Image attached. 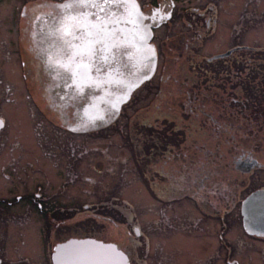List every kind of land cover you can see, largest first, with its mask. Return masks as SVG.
I'll list each match as a JSON object with an SVG mask.
<instances>
[{"label":"flooded vegetation","instance_id":"af4514ba","mask_svg":"<svg viewBox=\"0 0 264 264\" xmlns=\"http://www.w3.org/2000/svg\"><path fill=\"white\" fill-rule=\"evenodd\" d=\"M181 2L185 3L180 5L183 7L182 11L178 6ZM197 2L0 0V228H3L2 237L11 238L8 244L0 239V264H8L5 257V261L2 259L3 255H19V260L26 263L28 259L23 255H43L44 261L41 264H69L66 263V255H53L56 245L69 239L91 238L113 243L129 255L123 248L124 242L118 243L111 237L112 231L109 227H120L121 231V228L124 225L127 227L130 222L127 210L124 209V205L128 206L127 200L122 196L123 193L130 194V191L127 187L122 189L123 184L116 187L119 178L122 183L126 180V177H123L132 172L129 167L130 158L106 155L102 150L101 153L105 156L92 155L85 161L72 152L80 149L81 145L59 136L66 127L70 130L92 132L99 125L108 127L119 118L124 120V108L143 99L134 95L137 88L143 85L141 84L134 88L119 111L112 106L126 89L124 84L116 85L120 84L115 79L116 75L120 80L132 81V77L136 78L142 74L141 67L145 64L144 48H135L131 44L138 40L136 36L140 26L147 27L149 43L156 53L154 74L148 80L156 78V72L159 79L164 80L154 82L151 88L157 85V90L153 94L157 99L168 97L170 93L172 95L174 88L164 93L159 85L160 81L161 84H176L179 80L174 75L175 71L163 75L168 76L165 79L161 76L167 65L165 62L161 63L158 33L162 29L161 25L165 24V27L170 24L178 10V14L185 12V23L195 33L199 31L198 35L217 34L220 5L223 2ZM85 12L90 16L89 20L82 15L87 16ZM254 13L256 14L255 11ZM233 26L235 28V23ZM96 31L103 32L104 37L94 36ZM239 47L238 43H234L229 48L231 53L227 57ZM169 49L181 51L178 55H173L174 60H167L169 65L176 61H188L189 65L200 69V75L207 72L203 68L206 66L204 60L225 61V58L209 59L225 50L202 60H195L193 54L198 52L190 49L187 44L183 49L181 45H171ZM11 50L15 51V58ZM72 50L82 51L76 56V60L82 61L84 58L91 68H96L91 75L106 83L99 82L94 85H105L107 90L104 87L81 90L84 84L91 83L81 81L76 72L66 68L64 59L70 57ZM184 50L188 51V54H185L187 59H181V56L184 57ZM110 67L113 69L108 72ZM222 70L223 68L219 71ZM104 77L110 79L102 80ZM13 78L20 81L12 82ZM237 79L233 78L232 82L239 83ZM201 86H204L203 82L201 85L195 82L188 84L179 91V103H166L164 107H158V111L167 114L163 117L159 114L154 123H141V140H136L131 147L138 152L132 159V165L135 167L131 166L143 178L145 196L151 194L154 199V224L158 233L156 237L164 236V245L170 249L166 253L161 251L163 246H160L159 240L156 239L157 251L152 254L205 255L201 264H264V235L245 228L241 207L247 195L264 189V176L259 177L255 185L246 184L251 175L264 172V160L258 158L251 149H237V154L224 157L222 147L225 145L222 143L225 140L219 139L231 127L224 124L222 110L225 98L215 94L208 99L206 96L209 94L202 90ZM72 95L82 97L75 99ZM94 96L105 98V101L99 99V103L105 104L103 115L91 110V106L86 108ZM236 100V97H233V100L228 99L226 104L230 105L231 101L236 104ZM33 104L50 123L49 127H44L36 120L35 123L32 122ZM67 110L68 112H65ZM216 115L219 118H215ZM178 119L189 126V123L194 122L203 132L202 139L190 142L189 135L193 130L180 125ZM208 127L218 132L211 136L210 141ZM45 128L46 131L43 130ZM120 129L123 132V125ZM139 129L137 127L136 131ZM237 131L233 127V132ZM34 133H40L39 139L34 138ZM227 134V147H239L240 135ZM213 140H218L215 150L210 149V142H216ZM217 149L220 150L217 160L221 159L218 167L226 168L225 171L211 169V164L217 163V156H213L217 154ZM64 152L68 154L66 159ZM91 157L98 160H91ZM227 165L231 168H227ZM34 173L43 175L49 187H45L40 181L31 182ZM103 173L108 176L106 184L109 186L107 190L110 195L107 197V193L104 194L100 206L114 212L119 205L122 210L120 216L125 221L121 225L113 224V214L96 215L93 211L95 209H92L93 203L75 198L81 191L98 196L95 190L99 189L97 186L102 181L95 175ZM76 180L89 188H84ZM114 180L117 185L113 187ZM91 186L96 187L94 191L90 189ZM115 190L119 193H114ZM141 196V200H144V195ZM75 201L77 203H74ZM164 202L167 204L163 205ZM172 203L183 204L185 210L179 212L181 205ZM167 205L170 206L168 209ZM83 211L88 212V218L93 216L91 219H95V216H98L110 222H107V227L111 235L108 234L106 240L94 236L95 223L88 225L93 229L92 233L85 230L88 233L75 236L68 231L67 224L75 222ZM254 216H257L256 212ZM253 224L264 225V220H256ZM129 228H133L137 238L142 234L137 222H132ZM176 246H184L185 252H177ZM149 254L151 253L144 252L142 258L137 255L135 264H150V260L145 256Z\"/></svg>","mask_w":264,"mask_h":264},{"label":"rangeland","instance_id":"374dc122","mask_svg":"<svg viewBox=\"0 0 264 264\" xmlns=\"http://www.w3.org/2000/svg\"><path fill=\"white\" fill-rule=\"evenodd\" d=\"M201 1V0H199ZM206 0H202V2H205ZM218 2H223L220 6V19L218 22V32L217 34L214 35V33H208L207 35H198L200 32L197 31L196 33L191 30L188 25L185 23L186 20L183 19V13L178 14V7L177 11L174 14L173 19L171 20L170 24L168 26L163 27L165 24L161 25V30L158 33L159 38H160V50H161V63H164L167 65L165 67L166 71H163V74L161 75H167L169 71H175L174 75L178 77V83L176 84H161V80L158 77V73L156 72L157 77L153 78L151 80L143 82V85L137 88L135 91L134 95L136 98L140 96L141 99L139 103H133L132 105H128L124 108V115L123 117L125 118L124 120H120L121 118L117 119L114 124L108 126V127H101L99 126L97 129H94L92 132H86V131H76L75 129L70 130L67 127L63 131L62 135L59 137L64 139V140H71L74 142V144H79L81 145L80 149H77L74 153L75 156H81L80 158H84L85 161L89 160V157L92 155L96 156H105L103 155L104 153L106 155H116V156H121V157H129L130 158V165L129 167L132 168V172H129L128 176H124L123 178L126 177V180H124L122 183L119 178V184L115 183L114 180V186L120 187L121 184H123L122 189L124 187H127L128 190L130 191V194L128 193H123V197L126 198V203L128 206L124 205V209L127 210L128 213V219L129 223L126 227V225L121 228L120 227H115L111 226L112 235L109 232V229L107 227V222L110 224L109 221H106L104 218L96 217L95 219L93 216L91 218L86 217L88 215V212H82V214H79L77 216V220L75 222H69L67 225L68 231L70 233H73L75 236L79 235H84L88 233L89 230L90 232L93 230L90 228L88 225L91 224V226L95 223V233L94 236L96 238H103L106 240V236L108 234L111 235V237L116 239V241L119 242H124V247L125 250L129 255H127L128 260L131 262V264H135L137 260V255H140L141 258L143 257L144 252H150L151 254L145 255L148 260H150V264H201L202 258L205 255H153L152 253H155L157 251L156 249V242L155 240H159L160 246L162 245L163 248L161 251L166 253L168 250L170 251L169 247L165 246V237H159L158 233L155 230V224H154V206L155 203L153 196L149 194L148 197L145 196L144 194V182L142 176H139L135 169L132 167L135 165H132V159L135 158V155L138 154V152H135V150H132L133 143L138 140H141L143 128L141 123H146L147 121L149 123H154L155 119L159 116V114H162L161 117L165 116L167 113H161L158 111V107H164L165 104L173 105L174 103L178 102L179 103V95L182 90L188 86V84H202L204 83V87L207 93L212 89L213 86L216 84L213 82L218 83V87H220V84L222 82L226 81H232V78H219L216 77V73H219V70H221L224 67H230L233 70L237 69V66L239 68L241 67H246V71L248 72L249 76L251 78L257 79H263L264 80V0H217ZM193 4H197V0H192ZM180 5H185V3H178V6ZM183 7H180V11H182ZM223 10V11H221ZM256 12V14L254 13ZM263 11V13H261ZM86 13V12H85ZM87 14V13H86ZM182 14V15H181ZM84 18H87L86 20L90 19V16L85 14ZM234 23H235V28H234ZM167 24V23H166ZM157 35V37H158ZM214 35V36H213ZM170 41V42H169ZM234 43H238L240 45L239 49L236 48V51L230 55L229 57L225 56L224 62H221V60H213L211 62L205 61L204 60V65H206L204 68L207 73H209V78L202 77L200 73V69L196 67H192L189 65L188 61L184 62H175L171 63V65L168 64L167 60L173 59V55H178L179 50H171L169 49V46L174 45L175 47L178 45H181L182 49L185 46V44L189 45L190 49H193L195 52H198L196 54H193V58L195 60H202L204 57L210 56L213 53L217 52H222L226 50H231ZM170 44V45H169ZM243 46L246 47H252L250 49L244 48ZM259 48V49H258ZM175 49V48H174ZM254 52H256V55H254ZM12 56L15 55V51L11 50ZM184 57L181 56V59H187L188 51L184 50L183 52ZM15 58V57H14ZM243 63V64H241ZM236 65V66H235ZM228 67V68H229ZM234 67V68H233ZM229 68V69H230ZM96 68H91L90 75L93 74L94 70ZM113 68L110 67L108 72H110ZM228 69V70H229ZM226 71V70H225ZM230 71V70H229ZM228 71V72H229ZM223 72V70H222ZM231 73V71L229 72ZM210 74L213 75V78L210 77ZM247 74H244L246 76ZM168 77V76H166ZM166 77H163L165 79ZM158 78V79H157ZM117 82H120V77L116 75L115 77ZM159 85L162 88V91L166 93V91L173 90L174 93H171L168 95V97L157 99L155 98V95L153 94L157 90V85L155 88H151L154 84V82L159 81ZM12 82H19L20 79L18 78H13L11 80ZM170 81V80H169ZM237 81H239L237 79ZM181 82H186L187 84L184 85V83ZM264 82V81H263ZM234 83V82H233ZM116 85H121V84H116ZM231 86V83H230ZM90 87V88H87ZM103 87L102 86H95L94 84H84L81 88L82 91H88L89 89H95ZM87 88V89H86ZM108 87L106 86V89ZM179 88V90H178ZM217 90V89H216ZM215 87H213V92H216ZM236 91L235 94H230V100H233V97L236 96V101H240V105L242 107H245L244 103V97L245 92L241 90L237 92V89H233ZM75 99H78L79 97L82 96H74ZM146 97V98H145ZM209 99V95L206 96ZM247 97V96H246ZM261 99H264L262 97ZM207 101V100H206ZM249 101V100H248ZM165 102V103H164ZM75 103V101H74ZM177 104V103H176ZM228 105V104H227ZM240 106V107H241ZM233 107V104H232ZM236 107V105H235ZM130 108V109H129ZM129 109V110H128ZM247 111H249L248 108ZM230 112V110H227ZM31 112L33 113V120L40 122V124H43V126H50V123L46 120L44 116H42L40 113L41 111L36 107L35 104L31 105ZM65 112H68L65 111ZM128 113V114H126ZM220 115V113H219ZM215 118H219L218 115L214 116ZM132 118V119H131ZM171 118V116L169 117ZM137 120V121H136ZM179 124L188 127L189 130H193V132L190 133L189 139L191 141H196L195 139L199 140L201 138V135L203 132L200 131V129L195 125L194 122L185 124V122H182L178 119ZM195 121V120H194ZM35 123V122H34ZM123 125V132H121L120 127ZM137 127L140 129L136 131ZM264 127V126H263ZM125 128V131H124ZM208 132H209V141L211 140L212 135L218 134L215 129L208 127ZM46 131V128L43 129ZM231 130V129H230ZM15 131L18 132V130L15 128ZM212 132V133H211ZM126 133V134H125ZM130 133V135H129ZM40 134V133H38ZM38 134L35 135L34 133V138H38ZM228 134L226 133L225 136L221 135L219 140H225L222 144L225 145V147H222L224 157H229V155L232 154H237V150L234 151L232 147H227L228 145L225 144L226 138ZM226 137V138H225ZM39 139V138H38ZM202 139V138H201ZM238 139V138H237ZM127 140V141H125ZM239 140V139H238ZM200 141V140H199ZM216 142L211 143L212 145L210 149L215 150L217 147V141L218 140H213ZM256 142L254 139L253 141H245L241 142L242 148H248L253 151H255V155L258 158H261L264 160V131L261 132L260 137L257 138ZM257 144V145H256ZM84 146V147H83ZM142 146V144H141ZM108 148V150L106 149ZM49 150V149H48ZM104 151L102 154L101 151ZM219 150V149H217ZM220 151V150H219ZM65 154V159L67 158L68 154L64 152ZM216 156V155H213ZM91 160H98L92 159ZM64 159V160H65ZM121 159V158H120ZM122 160V159H121ZM215 160V159H214ZM213 160V161H214ZM82 162H84L82 160ZM217 163L211 164L212 168L215 171H225L226 168H220L218 165L221 162V159L216 161ZM120 165L119 163H112V165ZM132 165V166H131ZM227 168H231L230 165H227ZM94 173V172H92ZM105 173L102 175L97 174L95 175L98 179H100L102 182L97 188L98 190H95V186H91L90 189L92 191L95 190L98 196L90 195L88 192H80L79 195L75 196L76 199L80 198L82 201L90 202L93 203L92 209H95L93 211L96 212V215L98 214H108L110 216H114L113 221L114 225H121L124 221V218L120 216V212L122 211L120 209V206L116 207L114 209V212L111 211L108 208L101 207L100 202L104 199V194L107 193V197H109L110 193L107 190V187H109L106 182L108 179V176H104ZM264 176V172L260 171L256 173L255 175H251L250 178L246 180V184H251L255 185L258 183V178ZM110 178V176H109ZM41 182L45 187H49L47 184L46 180L44 179L43 175L34 173L31 177V182ZM76 182H79L76 180ZM81 186L84 188H89L86 185L82 184L79 182ZM121 189V190H122ZM103 194H101V193ZM114 193H119L116 190L113 191ZM144 195V200H141ZM138 197V198H137ZM97 198V199H96ZM65 199H70L65 197ZM79 201V200H77ZM75 201L74 203H77ZM122 203V202H121ZM183 203V202H182ZM167 204V203H163ZM173 205L179 206L181 203H172ZM168 206V205H167ZM170 206L167 207V209ZM179 212L185 210L184 205L182 204L180 206ZM109 210V211H107ZM113 210V209H112ZM167 214L169 212L165 210ZM91 219V222L88 223V221ZM116 221H115V220ZM135 219V220H134ZM137 220V221H136ZM119 221V222H117ZM132 222H137L140 231L142 234H140L139 238L135 237V233L133 231V228H129V225ZM126 227V230H125ZM71 228V230H70ZM78 228V229H77ZM85 228V229H83ZM129 229V233H127V230ZM120 231V233H119ZM92 233V232H91ZM164 234V233H163ZM3 235V228H0V239L4 241L5 243H10L11 238H6L2 237ZM72 235V234H69ZM143 235L145 237H143ZM57 237V236H56ZM11 246H9L10 248ZM171 252H173V248L171 247ZM176 251L177 252H185L184 246H176ZM28 259V263H26L24 260H19V255H3L1 256L2 259L6 258V261H8V264H41L44 261V256L43 255H23ZM5 257V258H4ZM10 259V260H9ZM258 263V261H256Z\"/></svg>","mask_w":264,"mask_h":264},{"label":"water","instance_id":"95a60500","mask_svg":"<svg viewBox=\"0 0 264 264\" xmlns=\"http://www.w3.org/2000/svg\"><path fill=\"white\" fill-rule=\"evenodd\" d=\"M93 29L95 30L94 27ZM93 35L97 37L99 35L101 37H104L103 32L96 31L93 33ZM136 38H138V40L131 42V44H133L135 48H141L142 44L144 45L143 54H145V64L144 67H141V71L144 70L147 73L145 75L141 74L136 78L132 77V81H129L131 79H128V82L123 81V84L126 86V89L124 93L120 94L114 102V105L117 109L119 108L122 102L128 99V96L130 95V92L132 91L134 86L142 83L144 79L148 78L155 67V59L152 52H150V57H146V49L148 50V52L150 51V46L147 43L149 38V32L147 31V27L140 26L138 28V35L136 36ZM81 53L82 51H70V57L64 59L66 68H69V70L73 73L76 72V75L78 74L80 76L79 79H81V81L85 80L91 84L99 83L100 81L98 79L90 75L91 67L88 62L85 61L84 58L82 59L83 62L81 61V59L79 61L76 60V56H79V54ZM229 53L230 51H227L226 53L217 55L216 57H223L228 55ZM108 79L110 78H102V80ZM95 97L96 96L91 98V103L88 104L86 108L91 106V110L100 111V109L98 108L99 105L97 104V101H95ZM98 99H100V101H105L104 96H98ZM241 207L245 228L248 231H253L255 233L264 235V225L253 224L256 220H264V189L256 190L247 195L243 199ZM254 212H256L257 216H254ZM55 250L56 255H65V253L67 252H80L82 254L66 255L65 260L66 263L69 264H129L127 255L122 250L118 249L115 244L109 242H102L91 238H88V240L71 239L62 244L57 245Z\"/></svg>","mask_w":264,"mask_h":264},{"label":"trees","instance_id":"16d2710c","mask_svg":"<svg viewBox=\"0 0 264 264\" xmlns=\"http://www.w3.org/2000/svg\"><path fill=\"white\" fill-rule=\"evenodd\" d=\"M254 55H256V52H254ZM243 64V63H241ZM229 67V66H228ZM228 67H224L223 68V72L219 71V73H216V77L219 78H228L231 77L232 79H239V83H233L232 81H226V82H222L220 84V87H218V83L217 82H213L216 85L213 86L215 87L216 92L212 93L213 91V87L212 89L209 91V99L214 96L216 94V96L220 95V96H224L225 98V104L223 105L224 110H222V114L224 117V124L226 126H231L230 129L231 130H227L226 133H230L235 135L236 133H238V135H240V141L241 142H245V141H253V139L257 141V138L260 137L261 132L264 131V99H261L262 97H264V80L261 79H257L255 80V78H251L248 74V72L246 71V67H241V68H237V69H232V68H228ZM234 68V67H233ZM231 73H229L230 71ZM226 70V71H225ZM229 71V72H228ZM237 71V72H236ZM244 74H247L246 76H244ZM202 76H206L207 78H209V73L205 72L201 74ZM210 77L213 78V75L210 74ZM231 83V86H230ZM202 90H206L204 86H201ZM233 89H237L239 92L241 90L245 92V96L244 97V105L245 107H242L240 105V101L236 104L233 103V101H231L229 104H226V101L230 98V94H235L236 91H234ZM207 91V90H206ZM236 97V96H234ZM249 100V101H248ZM233 104V107H232ZM236 105V107H235ZM241 106V107H240ZM230 108V109H229ZM248 108L249 111H247ZM227 110H230V112H228ZM233 127H235V129H237V132H233ZM212 133V132H211ZM223 135H225L223 133ZM235 150L237 149H245L248 150V148H242V144H240L239 147H234V146H230ZM229 147V148H230ZM219 150L217 151V158L216 160L219 158L220 155H218Z\"/></svg>","mask_w":264,"mask_h":264},{"label":"bare ground","instance_id":"6f19581e","mask_svg":"<svg viewBox=\"0 0 264 264\" xmlns=\"http://www.w3.org/2000/svg\"><path fill=\"white\" fill-rule=\"evenodd\" d=\"M142 48H144V46H143V45H142ZM142 48H141V49H142ZM146 55H147L146 57L150 56V55H149V52H148V50H147V49H146Z\"/></svg>","mask_w":264,"mask_h":264}]
</instances>
